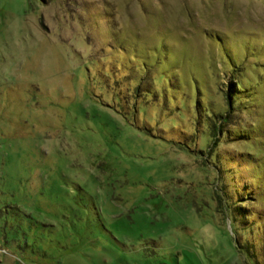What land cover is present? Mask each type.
Listing matches in <instances>:
<instances>
[{"label": "rangeland", "instance_id": "obj_1", "mask_svg": "<svg viewBox=\"0 0 264 264\" xmlns=\"http://www.w3.org/2000/svg\"><path fill=\"white\" fill-rule=\"evenodd\" d=\"M228 171L264 218V0H0V264H254Z\"/></svg>", "mask_w": 264, "mask_h": 264}, {"label": "trees", "instance_id": "obj_2", "mask_svg": "<svg viewBox=\"0 0 264 264\" xmlns=\"http://www.w3.org/2000/svg\"><path fill=\"white\" fill-rule=\"evenodd\" d=\"M243 89L244 86L240 81H235L230 85L228 92L229 114H231V112L234 113L238 109H242V103L238 97L241 95L240 92ZM224 113L220 115V121L212 120L216 116H214V118L212 117V119L210 118V116L214 114L212 110H208L205 113L210 131L208 133L215 140L213 146L220 140L221 136H224V133H227L229 138L233 136L231 130H225L230 118ZM210 120L212 122H210ZM226 159L229 158L227 157ZM219 189H221V192L220 194L216 192L215 202L224 220L227 218V212H231L233 218L231 220H233L238 230H248L249 232L245 234L243 231L241 235L239 231H236V233L234 232L236 244L233 242V246L242 254L240 255L241 257L238 258H240V260L242 258H249L254 264H264V218L258 210H254L256 206L251 205L252 202H256L257 200L252 196V193H247L248 196L243 194L245 189L246 191L248 189L245 180L232 179L231 175H229V171L227 175H223L221 178ZM216 191H218V189ZM241 237H246V245L241 244ZM244 264H247L246 261Z\"/></svg>", "mask_w": 264, "mask_h": 264}]
</instances>
